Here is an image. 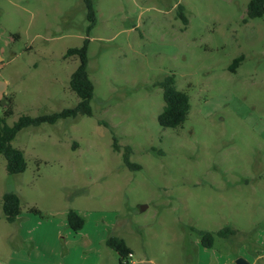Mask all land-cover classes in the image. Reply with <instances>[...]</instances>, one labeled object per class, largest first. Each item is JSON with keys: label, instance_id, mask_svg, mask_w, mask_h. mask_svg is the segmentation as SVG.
<instances>
[{"label": "rangeland", "instance_id": "rangeland-1", "mask_svg": "<svg viewBox=\"0 0 264 264\" xmlns=\"http://www.w3.org/2000/svg\"><path fill=\"white\" fill-rule=\"evenodd\" d=\"M249 1L95 0L88 31L84 0H0L9 124L79 102L69 84L79 59L65 54L87 37L95 85L92 115L17 134L24 172L9 174L0 154V264H121L110 235L133 249L129 264H264V15L244 22ZM169 74L190 96L177 128L158 121L156 82ZM127 145L140 169L125 163ZM7 191L22 200L13 223ZM70 208L86 219L79 231ZM226 226L236 232L212 248L195 231Z\"/></svg>", "mask_w": 264, "mask_h": 264}, {"label": "trees", "instance_id": "trees-1", "mask_svg": "<svg viewBox=\"0 0 264 264\" xmlns=\"http://www.w3.org/2000/svg\"><path fill=\"white\" fill-rule=\"evenodd\" d=\"M84 3L87 10V19L89 21L88 31H90L96 26L98 20L96 3L95 0H84ZM177 14L187 25L188 17L185 13L184 5H178ZM263 15L264 0H250L247 5V16L244 18V22H247L251 18L262 17ZM89 43L90 40L87 37L81 46L70 47L65 54L66 57L75 56L79 59V65L71 74L69 81L71 90L80 98L75 106L52 113L39 114L37 116L23 114L13 124L7 122L8 116L12 115L14 112L13 108L8 107L5 112L0 115V154H3L6 158V169L9 174L22 173L28 166L24 150L13 145L14 139L22 129L29 126H39L43 123L53 124L62 118L76 117L79 114H93L91 101L94 97L95 85L89 73ZM243 59V55L235 58L230 67L231 70L236 71ZM156 85L163 89V97L165 100V105L158 116L160 125L166 128L183 126L191 109L189 94L185 90H181L177 87L175 74L166 75L162 80L157 81ZM114 148L120 151L117 136L114 137ZM132 152V147L127 145L123 153L125 163L134 169H140L141 165L132 162L130 159ZM21 203V197L17 192L7 191L4 193L3 212L5 218L9 222L13 223L17 220L21 213ZM34 211L39 212L38 209H34ZM67 220L70 228L74 231L81 230L86 223L85 217L74 208L68 210ZM195 231L201 237L203 245L212 248L215 243L216 235L228 236L234 234L236 229L226 226L219 231L204 229H195ZM106 244L117 252L121 264H129V259L134 252L123 237L119 235H110L106 239Z\"/></svg>", "mask_w": 264, "mask_h": 264}, {"label": "water", "instance_id": "water-1", "mask_svg": "<svg viewBox=\"0 0 264 264\" xmlns=\"http://www.w3.org/2000/svg\"><path fill=\"white\" fill-rule=\"evenodd\" d=\"M6 85H7L6 82L0 81V97L2 96L4 90L6 89ZM146 207H147V205H142L141 208L145 209ZM144 264H152V262L147 260V261L144 262ZM237 264H250V263L248 261H246L243 257H239L237 259Z\"/></svg>", "mask_w": 264, "mask_h": 264}, {"label": "crops", "instance_id": "crops-1", "mask_svg": "<svg viewBox=\"0 0 264 264\" xmlns=\"http://www.w3.org/2000/svg\"><path fill=\"white\" fill-rule=\"evenodd\" d=\"M0 81H3V80H0ZM5 82V81H4ZM131 262L133 263V261L131 260Z\"/></svg>", "mask_w": 264, "mask_h": 264}]
</instances>
